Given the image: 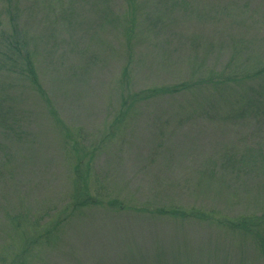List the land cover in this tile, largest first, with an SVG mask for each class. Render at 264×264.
<instances>
[{
  "label": "rangeland",
  "instance_id": "obj_1",
  "mask_svg": "<svg viewBox=\"0 0 264 264\" xmlns=\"http://www.w3.org/2000/svg\"><path fill=\"white\" fill-rule=\"evenodd\" d=\"M12 21L0 264H264L221 223L264 215V0H0V49Z\"/></svg>",
  "mask_w": 264,
  "mask_h": 264
},
{
  "label": "trees",
  "instance_id": "obj_2",
  "mask_svg": "<svg viewBox=\"0 0 264 264\" xmlns=\"http://www.w3.org/2000/svg\"><path fill=\"white\" fill-rule=\"evenodd\" d=\"M130 6V5H129ZM135 13V11L133 12V14ZM130 15V14H129ZM132 15H130V17L128 16L127 18V29L132 26V22H135V18L131 17ZM12 32H11V36L10 39L11 41H13V46H11L10 48H5V49H0V67H7V69H10V67H12V64H14L15 60L12 58L13 55H18L20 57H22L28 65V73L30 74V77L32 81H37L36 80V74H35V68H34V60H32L33 58L30 57L29 53H28V44L29 41L26 38V36L24 37L25 34H23V31L17 26V24L15 23V21H12ZM128 33V31H126ZM128 35H130L128 33ZM11 63V64H9ZM9 67V68H8ZM220 80L221 78H218ZM228 81H230V78L228 79ZM218 83H223L221 81H218ZM88 190V189H87ZM88 200L84 201L87 202ZM262 218H257V215L254 216H243L242 218H233V219H225L223 221H221L222 224H224V226L226 225V223H229V225L234 226L235 230H239V232L245 234H249L248 237H253L255 236V241H258V243L260 244V248L262 249V251L264 252V230L261 232L260 234V230H259V226H263L264 225V215L260 216ZM228 225V226H229ZM231 226H229L230 228H232Z\"/></svg>",
  "mask_w": 264,
  "mask_h": 264
}]
</instances>
